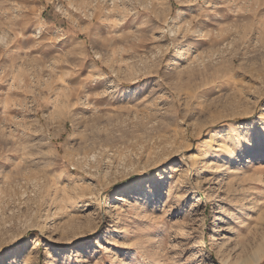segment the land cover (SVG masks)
Here are the masks:
<instances>
[{
	"label": "rangeland",
	"instance_id": "1",
	"mask_svg": "<svg viewBox=\"0 0 264 264\" xmlns=\"http://www.w3.org/2000/svg\"><path fill=\"white\" fill-rule=\"evenodd\" d=\"M261 242L264 0H0L4 264H247Z\"/></svg>",
	"mask_w": 264,
	"mask_h": 264
},
{
	"label": "snow or ice",
	"instance_id": "2",
	"mask_svg": "<svg viewBox=\"0 0 264 264\" xmlns=\"http://www.w3.org/2000/svg\"><path fill=\"white\" fill-rule=\"evenodd\" d=\"M252 137L249 136V139ZM247 145L244 143L243 140L240 141V149L246 148ZM151 179L149 176L145 175H137L129 177L127 182L123 185H121L122 188L127 189L128 191L132 192L133 194H142L147 191L145 185H150ZM15 244H13V247ZM4 251H10V248L8 246L0 247V257H3ZM0 264H4V261L0 259Z\"/></svg>",
	"mask_w": 264,
	"mask_h": 264
},
{
	"label": "bare ground",
	"instance_id": "3",
	"mask_svg": "<svg viewBox=\"0 0 264 264\" xmlns=\"http://www.w3.org/2000/svg\"><path fill=\"white\" fill-rule=\"evenodd\" d=\"M263 256H264V242H261L255 248L253 255H251L247 264H256L258 261H260L263 258Z\"/></svg>",
	"mask_w": 264,
	"mask_h": 264
}]
</instances>
